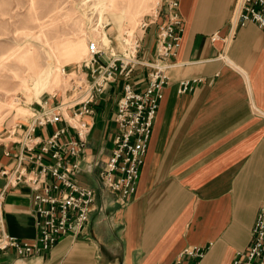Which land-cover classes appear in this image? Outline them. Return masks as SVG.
<instances>
[{
    "label": "crops",
    "instance_id": "crops-1",
    "mask_svg": "<svg viewBox=\"0 0 264 264\" xmlns=\"http://www.w3.org/2000/svg\"><path fill=\"white\" fill-rule=\"evenodd\" d=\"M235 1L179 0L180 45L169 58L135 193L121 203L98 171L113 147L123 85L144 89L147 65L118 74L84 115L90 131L75 177L96 192L84 229L39 253L1 250L0 264H171L189 245L203 247L200 264H230L247 248L264 199V29L254 21L231 28ZM167 19L162 2L142 33L143 61L154 59L156 33ZM107 59L108 53L98 56ZM182 79L192 87L179 91ZM53 94L52 103L64 97ZM30 114L20 121L27 123ZM13 123L0 138V169L16 165L19 144L7 134ZM62 125L39 126L37 133L48 136ZM0 217L5 232L26 241L37 236L28 184L7 185L0 175Z\"/></svg>",
    "mask_w": 264,
    "mask_h": 264
},
{
    "label": "built area",
    "instance_id": "built-area-1",
    "mask_svg": "<svg viewBox=\"0 0 264 264\" xmlns=\"http://www.w3.org/2000/svg\"><path fill=\"white\" fill-rule=\"evenodd\" d=\"M163 3L168 19L157 30L153 60L145 62L138 56L147 22L141 23L138 30L125 31L122 51L114 50L102 40H89L88 59L71 70L75 72L69 77L67 98L52 103L48 96L43 97V102L33 107L27 123L17 120L7 129L19 149L15 167L1 168L0 175L5 176L7 185L24 182L32 188L38 234L33 240H21L3 230L0 217V251L11 247L20 255L39 253L51 248L63 235L84 229L96 199L95 189L75 177L81 169L82 152L90 131L84 115L91 112L90 103L96 94L118 74L128 76L138 65H147L150 70L144 89H137L130 82L123 85L114 114L113 147L98 171L103 185L116 193L121 203L135 193L153 121L168 82V70L173 64L169 58L176 54L183 30L179 0H163ZM247 21H254L264 29V0L235 1L230 27ZM106 53L108 59L99 62L98 56ZM191 87L192 80L182 79L178 90ZM60 120H64V125L48 136L37 133V127ZM6 154L11 152L7 150ZM203 255V247L189 245L171 264H200ZM230 264H264V199L256 214L250 243L236 252Z\"/></svg>",
    "mask_w": 264,
    "mask_h": 264
},
{
    "label": "rangeland",
    "instance_id": "rangeland-1",
    "mask_svg": "<svg viewBox=\"0 0 264 264\" xmlns=\"http://www.w3.org/2000/svg\"><path fill=\"white\" fill-rule=\"evenodd\" d=\"M162 2L0 0V138L36 101L55 92L67 98L71 70L88 59L89 40L124 50L125 31L138 30ZM67 46L75 49L70 61L62 55Z\"/></svg>",
    "mask_w": 264,
    "mask_h": 264
},
{
    "label": "bare ground",
    "instance_id": "bare-ground-1",
    "mask_svg": "<svg viewBox=\"0 0 264 264\" xmlns=\"http://www.w3.org/2000/svg\"><path fill=\"white\" fill-rule=\"evenodd\" d=\"M132 30L127 31V32L130 33ZM62 55L64 56V60L65 61H70V59L76 57L75 49L72 46L71 47L70 46H67V47L64 48ZM62 72H64V69L63 68H62Z\"/></svg>",
    "mask_w": 264,
    "mask_h": 264
}]
</instances>
